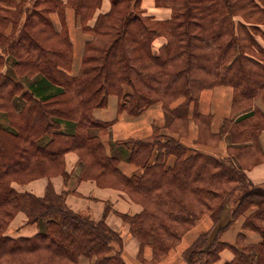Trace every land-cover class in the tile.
<instances>
[{"label": "trees", "instance_id": "1", "mask_svg": "<svg viewBox=\"0 0 264 264\" xmlns=\"http://www.w3.org/2000/svg\"><path fill=\"white\" fill-rule=\"evenodd\" d=\"M101 1L68 0L64 4L60 0H36L35 4L46 12L57 7L62 12L70 5L86 25ZM141 2L111 0V10L97 19L93 39L87 42L76 74L67 72L72 67L71 51L62 48L67 34L61 31L60 49L43 48L32 62L23 59L20 51L25 63L14 61V67L21 70V80L15 74L0 80V97L17 98L20 90L19 101L24 102H14L5 109L19 119L6 115L5 122L1 121L9 126V134L0 132V264H66L77 262L81 256L123 264L122 238L105 222L95 223L68 208L66 191L57 193L49 184L46 194L37 197L20 193L13 186L39 176L65 173L64 155L71 149L79 152L84 174L96 169L100 179L119 172L117 158L106 153L100 139L108 124L93 117L95 109L108 104L111 94L119 96L122 109L135 115L162 103L167 125L172 127L176 122L190 121L192 103L193 118L199 117V98L205 88L232 85L235 102L243 107L260 96L264 99V45L256 39L259 32L264 40L260 28L264 25V0H156L157 5L172 8L167 21L145 16ZM41 12L45 24L42 32L46 33L49 20ZM28 34L36 40H48L32 30ZM159 36L167 40L155 51L153 42ZM28 75L36 76L29 79ZM180 97L184 102L171 108ZM262 115L263 119H252L232 132V154L225 158L189 152L180 141L165 135L154 141L117 143L120 148L134 143L128 158L142 160L143 174L124 177V187L144 210L125 219L143 243L151 239L155 260L165 257L182 234L207 213L212 227L185 250L188 264H216L226 248L234 256L224 264H264V183L251 181L240 160L251 136L264 127V112ZM64 124L72 129L67 136L74 140V146L67 145L63 151L58 150L62 144L57 139L63 133L50 130ZM170 154L177 157L176 164L166 168ZM18 212H24L28 223H38L44 230L34 238L6 236ZM240 218L244 231L259 234L258 241H248L244 231L233 243L221 238ZM114 243L120 247L111 257Z\"/></svg>", "mask_w": 264, "mask_h": 264}, {"label": "crops", "instance_id": "2", "mask_svg": "<svg viewBox=\"0 0 264 264\" xmlns=\"http://www.w3.org/2000/svg\"><path fill=\"white\" fill-rule=\"evenodd\" d=\"M60 1L64 4L68 2V0ZM35 2L36 0H0V79L6 75L7 70L10 72L12 68L17 69L14 67V61L24 62L23 59H30L32 62V59L41 55L43 48L58 47L60 49L58 33L61 31L67 34L66 43L62 48L71 51L72 67L67 72L70 75L76 74L82 65L87 42L93 39L92 30L98 17L108 13L112 7L111 0H102L100 7L92 17L86 20V25H84L70 5H66L62 12L59 7L46 12L42 9V5H36ZM141 9L145 16H150L157 21L171 19L173 12L170 6L157 5L156 0H142ZM39 12L49 20L45 27L46 33L42 32L45 24ZM30 30L41 33V36H47L48 40H36V36L32 37L28 34ZM262 30L264 31V28ZM166 40L165 36L157 37L153 42L154 50L159 51ZM259 42L264 45V40ZM20 51H23L22 60ZM14 74L19 79L18 73ZM36 75L27 77L33 79ZM16 95L22 96L20 91ZM235 95V87L228 84L203 89L198 103L199 117L193 118L192 103L190 121L176 122L172 127L167 125L166 110L162 103H157L135 115L122 109L119 96L111 94L108 104L95 109L93 117L97 122L108 124L105 131L100 132V139L106 153L117 158L119 172L108 174L100 179L96 177L98 174L96 169L84 174L82 173L83 160L79 152L71 149L64 155L65 173L59 171L23 183H13V186L20 193L29 192L37 197H43L46 194L49 184L57 193L66 191L68 208L76 213L84 214L95 223L105 222L122 238L120 258L123 264H188L184 252L202 233L212 227L210 215L205 213L198 218L194 225L182 234L179 242L169 249L165 257L155 260L151 239L143 243L137 231H134L129 221L125 219V216H135L144 210V205L134 200L124 187V177L143 174L142 160L139 162L128 158L134 143L129 144L127 148L124 146L120 148L117 143L154 141L157 137L162 138L165 135L180 141L189 152L199 151L217 158H225L232 154L230 146L233 139L232 132H236L243 123H248L252 119H263L264 99L262 96L255 98L249 106L243 107L235 102ZM184 100L185 98L180 97L171 104V108L181 105ZM246 113L248 115L251 113V115L243 118L242 115ZM203 134L208 135L209 138L203 139ZM250 139V145L245 149V154L240 160L245 166L244 171L247 177L255 184H262L264 183V127L262 126L259 133L251 136ZM176 158L175 155L170 154L166 158V168H173ZM154 160L155 155L152 156L150 162ZM116 180L117 182L113 183ZM242 225V218L236 220L223 232L221 238L233 243L238 234L244 231ZM43 230L38 223H28L24 212H18L10 221L5 235L15 239L34 238ZM244 233L248 241L260 239L254 231H244ZM114 247L115 250L109 254L111 257L115 255L120 246L114 243ZM220 255L216 264L229 261L234 253L226 248L221 251ZM112 263L113 261L110 260L109 264ZM31 264L49 263L40 261ZM66 264L108 263L98 261L96 256H81L77 262Z\"/></svg>", "mask_w": 264, "mask_h": 264}, {"label": "rangeland", "instance_id": "3", "mask_svg": "<svg viewBox=\"0 0 264 264\" xmlns=\"http://www.w3.org/2000/svg\"><path fill=\"white\" fill-rule=\"evenodd\" d=\"M33 6V5H32ZM237 19H240V18H237ZM248 25H250V24H248ZM260 27L263 29L264 28V25H260ZM260 36V37H259ZM256 39L258 40V41H263V37L261 36V34L258 32V33H256ZM16 71V72H15ZM20 72H21V70H19V69H14V68H12V70L9 72L8 70H7V72H6V74H8V75H14V73H18V78H20ZM60 76V75H59ZM4 77H5V75H4ZM4 77L2 78V79H0V80H4ZM18 80H21V79H18ZM24 86H25V84H23ZM124 86H126V84H124ZM127 88V87H126ZM20 91V90H19ZM19 98L20 97H17V98H14L13 99V97H7V96H4V97H0V121H4V119H6V115H9V116H14V115H16L13 111H8V110H5L7 107H9L10 105H12L14 102L18 105L20 102H22V101H19ZM10 99H12L13 100V102H11V101H9ZM22 103H24V102H22ZM16 118L17 119H19V117H18V115H16ZM27 120H29V121H31L30 119H27ZM2 127H0V132L2 133L3 131H6V130H9V126L8 125H6V124H4V122H2V124H0ZM68 127V128H67ZM8 128V129H7ZM71 129V127H69L68 125H65L64 124V126H60V128H58V129H55V130H50L51 132H56L57 133V131L59 132V133H63V134H60V135H62V136H58V140L60 141V144H62L60 147L58 146V150H63L64 149V147H66L67 145H71V147L73 148V146H74V140L73 139H71V137H68L67 136V134L69 133V132H71L72 133V131H70V129ZM15 130H17V129H15ZM72 130V129H71ZM27 131H29L28 129H27ZM7 132H9V131H6V133ZM7 134H9V133H7ZM202 138L203 139H208L209 138V136L208 135H206V134H203V136H202ZM1 148V147H0ZM65 150V149H64ZM63 150V151H64ZM10 153V155L11 154H13V152H11V151H8V153L7 154H9ZM7 168H12V167H10V166H8ZM7 168H5V169H7ZM16 183V182H15ZM8 228V227H7ZM7 230V229H6ZM259 235V234H258ZM60 247H63V245H61V244H58Z\"/></svg>", "mask_w": 264, "mask_h": 264}]
</instances>
